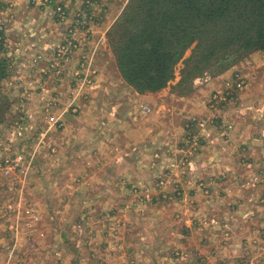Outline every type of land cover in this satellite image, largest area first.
Instances as JSON below:
<instances>
[{
  "label": "rangeland",
  "instance_id": "1",
  "mask_svg": "<svg viewBox=\"0 0 264 264\" xmlns=\"http://www.w3.org/2000/svg\"><path fill=\"white\" fill-rule=\"evenodd\" d=\"M79 1L73 12L62 0L40 1L53 7L58 25L65 23L53 47L41 40L29 61L20 52L0 55L7 59L9 73L0 83V264H264V124L254 110L264 105V52L249 53L215 77L196 79L190 92L179 96L174 87L191 47L165 92H158L175 101L199 96L205 114L190 115L180 105L182 136L158 135L150 151L139 152L140 143L134 142L142 135L121 142L120 127L130 126L136 114L151 117L154 109L138 102L137 92L121 78L111 50H104L107 38H93L107 7L97 0ZM4 4L0 0V11ZM116 4L111 1L105 22L113 19L114 24L126 6L119 12L120 2ZM5 14L0 17V53L11 44L8 40H15V34L6 40L10 20ZM98 41L104 76L98 87L89 85L84 99L72 103L76 72L89 58L94 64ZM62 46L69 54L57 57L54 52ZM173 111L167 113L174 122ZM240 112L248 116L241 123L247 143L234 145L232 153L247 146L243 153L248 152L251 166L234 171V188L243 185L251 192L246 206L252 211L246 212L245 222L205 207L218 187L205 181L200 169L190 168L192 159L204 155L210 131L216 147L224 146L225 135L233 132L232 116ZM168 140L173 141L165 149ZM133 144L137 147L126 155ZM257 146L263 156L256 158ZM224 152L219 148L211 156L220 162ZM119 154L122 164L116 163ZM239 232L245 235L238 238ZM12 249L15 254L8 260Z\"/></svg>",
  "mask_w": 264,
  "mask_h": 264
},
{
  "label": "trees",
  "instance_id": "2",
  "mask_svg": "<svg viewBox=\"0 0 264 264\" xmlns=\"http://www.w3.org/2000/svg\"><path fill=\"white\" fill-rule=\"evenodd\" d=\"M106 38L121 78L138 94L165 88L193 47L174 87L187 95L196 79L264 52V0H128ZM8 76L0 60V83Z\"/></svg>",
  "mask_w": 264,
  "mask_h": 264
},
{
  "label": "crops",
  "instance_id": "3",
  "mask_svg": "<svg viewBox=\"0 0 264 264\" xmlns=\"http://www.w3.org/2000/svg\"><path fill=\"white\" fill-rule=\"evenodd\" d=\"M40 1L41 0H34V1L4 0L6 4H4V9L1 8L0 17L2 16V14L4 15V11L6 10L7 14H5L4 16L5 20H10V22L8 23L9 27H8L6 40H8L7 39L8 34L9 35L15 34L14 36H15L16 42L15 40H12V42L8 40V42L11 43L9 47H11V49L14 52L10 51V53H8L7 50L9 49V47H7L4 52L0 53L2 57H6L7 54L17 55V53L20 52V57H24L27 61H29L30 59L29 56L34 54L33 52L34 50H37V49H34L36 47V44L37 43L42 44L41 40H45L43 43L44 45L46 44L45 42H50L49 46L53 47L55 40L59 39L58 36H60L63 33L62 31L64 30L63 26H60V25H64L65 23H61L60 25H58L57 20L54 16L53 7L50 5L42 4L40 3ZM111 1L112 0H97V3L107 7V11L108 13H110L112 12ZM118 2H120V5H118L119 12H120L123 6L127 4L128 0H116L117 4ZM122 2L123 4L121 5ZM62 5L64 8H66L67 11L70 10L71 12H73L79 9L81 3L79 0H62ZM106 13L103 14L104 17L101 18L102 23L100 22L99 27L97 26L98 28L96 29L95 31L96 34L93 38H96L98 40H102L106 38V33L108 32V30L113 24V19L105 22ZM80 37L84 39L83 34H81ZM17 42H20L21 44L20 47H17L19 45V43ZM33 42L35 44H32ZM25 43H28V44H25ZM101 43L102 42L98 41L96 45L94 46L97 50L95 59H94V66L98 70V74L96 75L95 81L91 85V87H95V88L100 85V82L104 76V66L102 62L100 63L99 57H98L100 53L98 50V47L102 46ZM29 44H31L33 48L29 47ZM106 44H107L106 42H104L103 44L104 50L108 49L107 48L108 46ZM91 49L92 48H90L89 51H91ZM40 54H43V53L40 52ZM3 59H6V58H3ZM19 64H21L22 66H25L24 63H19ZM160 92L161 93L165 92V90H162ZM134 95H136L134 97L138 99V102L146 103L150 105L151 107H153L154 112L152 113L151 117L149 116L147 118L143 117L141 114H138V115L136 114L134 121H136V119L141 121L145 118L144 119L145 122H143V124L138 123L137 125L134 123V121H132L130 126L129 124L127 126L124 123L120 127L121 130L119 133V140L121 142L127 138H130V140H132L133 137L134 138L136 136L140 137L142 135L141 138H139L138 140L135 139L136 142H134L135 144L140 143V145L138 146L139 152H140V148H143V149L147 148L146 150L150 151L151 150L150 147H152V143H155L156 141L155 137L156 136L158 137V135H165L168 133V134H171V137H172V133H175L174 135H177L180 133V137L182 136V131H183L182 126L179 125L181 112L176 110L180 105H182V108L184 107L185 109L189 110V113H191L190 115L201 117L202 115L205 114L204 112L205 106L203 105V102L201 103L199 96L198 97L196 96L197 99L195 97L192 99L185 98V99H178L175 101L173 100V98H167L169 94H167L166 98H164L163 95H161L159 92L156 94L155 93L154 94L145 93L143 95L135 93ZM249 107L250 106H247V109H249ZM168 108H172L174 110L173 111V113H175L174 122L172 121L174 118H172L171 114L167 113ZM254 110L256 112L257 111L260 112V114H258L259 123L264 124V105L260 107H256ZM240 113H241L240 115L235 114L234 118L232 116V121L234 124L233 132L230 133L231 135L230 134L225 135L226 138L223 139L225 141L224 146L223 144H220L218 146L221 149L223 148V150L225 151L223 153V157H225V154H226L225 159L219 162L218 158L211 156L213 154V151L219 150V148L216 147L218 142L214 138L215 133L210 131L209 132L210 138H208L209 141L206 144L204 143L202 146L204 155H202L201 156L202 158L200 159H196V160L192 159L190 168L194 170L200 169L204 173L202 175H206L205 181L213 184L215 187H218L217 192L213 190V193H211V198L213 201L205 203L204 204L205 207H207L209 210H216L217 212L215 213L220 212V214L223 213L226 216L230 214L231 216L236 218L237 221L245 222L244 216L246 215V212H248L249 210L252 211L251 209L247 207L249 206L248 203L252 200L251 192L243 188V185L241 186L242 188L241 190H237L234 188V184L238 182V179L236 175L234 174V171L236 170L237 167H240L242 170L245 167L247 168V165H250L249 162L246 163L248 159L247 158L248 152L243 153L247 150V146L245 147V149H240L237 152V154L232 153L234 145L238 143L242 145H246L247 143L245 139V134H244V132H246L247 130L243 129V127L241 126V123L245 120H248L247 119L248 116L246 117L242 116L244 115L243 113L245 112L243 113L240 112ZM156 133H159V134L155 135ZM172 141L168 140L163 143L167 145L165 149H168ZM104 145L105 144H103V142L98 144V149L101 151ZM133 145L127 146L126 155L130 156V151H132L131 153H133L134 148L137 147L136 145L135 146ZM121 148L122 147L120 146V149ZM251 152H253V150ZM166 156H169V154ZM259 156H263V152H262V148L257 146L256 147V158ZM116 158H117L116 163L122 164L121 163L122 155L119 154ZM101 159L103 161L105 160V158H101ZM165 162L166 164L168 163L167 161ZM127 164L129 163L128 162L124 163V165H127ZM223 172L227 174L222 175V176H213L217 173L222 174ZM246 179H247V176L243 175L240 182L245 184ZM220 200L224 202L223 206H220V203H219ZM236 203L241 204V207H235ZM245 230L247 229H244L242 232H244ZM242 232H239L238 238L245 235Z\"/></svg>",
  "mask_w": 264,
  "mask_h": 264
},
{
  "label": "built area",
  "instance_id": "4",
  "mask_svg": "<svg viewBox=\"0 0 264 264\" xmlns=\"http://www.w3.org/2000/svg\"><path fill=\"white\" fill-rule=\"evenodd\" d=\"M69 51L66 47L62 46L60 48H56L54 55H57V57H62V55H68ZM98 74V70L92 63V59L89 58L86 60V62L83 64L81 63L79 66L78 71L76 72L77 75V89L72 93L73 97L71 102L77 101L81 97L84 99L86 94L84 93L87 88H89V85L91 86L94 81L95 77ZM143 110L147 111L148 108L144 107ZM15 252L14 250H10L8 252V260H11L14 256ZM17 264H22L20 260L16 261Z\"/></svg>",
  "mask_w": 264,
  "mask_h": 264
}]
</instances>
